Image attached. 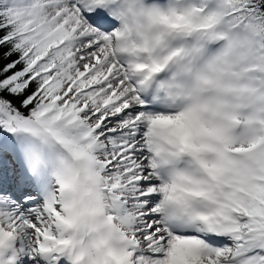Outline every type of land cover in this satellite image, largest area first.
Returning a JSON list of instances; mask_svg holds the SVG:
<instances>
[{
	"label": "snow or ice",
	"instance_id": "6c2138e0",
	"mask_svg": "<svg viewBox=\"0 0 264 264\" xmlns=\"http://www.w3.org/2000/svg\"><path fill=\"white\" fill-rule=\"evenodd\" d=\"M0 264H264V0H0Z\"/></svg>",
	"mask_w": 264,
	"mask_h": 264
}]
</instances>
